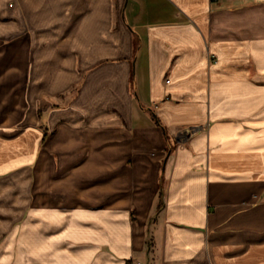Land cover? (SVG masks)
Returning <instances> with one entry per match:
<instances>
[{
  "label": "crops",
  "instance_id": "0c3cea01",
  "mask_svg": "<svg viewBox=\"0 0 264 264\" xmlns=\"http://www.w3.org/2000/svg\"><path fill=\"white\" fill-rule=\"evenodd\" d=\"M5 232L18 264H264V0H0Z\"/></svg>",
  "mask_w": 264,
  "mask_h": 264
},
{
  "label": "rangeland",
  "instance_id": "374dc122",
  "mask_svg": "<svg viewBox=\"0 0 264 264\" xmlns=\"http://www.w3.org/2000/svg\"><path fill=\"white\" fill-rule=\"evenodd\" d=\"M23 221H21L19 224H22ZM14 238V241L12 240L11 245L7 248V244L10 242L12 237ZM21 234H11L10 232H5L0 234V257H4V261L2 264H18L17 259V250H18V244L20 241ZM20 251V250H19ZM148 249L146 248L145 252L140 254L135 258V263L137 264H158V262H152L151 256L147 254ZM22 257L24 256V251L21 250ZM6 253V254H5ZM27 261V259H24Z\"/></svg>",
  "mask_w": 264,
  "mask_h": 264
},
{
  "label": "trees",
  "instance_id": "16d2710c",
  "mask_svg": "<svg viewBox=\"0 0 264 264\" xmlns=\"http://www.w3.org/2000/svg\"><path fill=\"white\" fill-rule=\"evenodd\" d=\"M153 117H154V119L157 121V124L160 125V121H158L154 115H153Z\"/></svg>",
  "mask_w": 264,
  "mask_h": 264
}]
</instances>
